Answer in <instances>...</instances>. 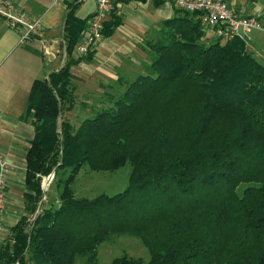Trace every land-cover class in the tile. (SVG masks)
Returning a JSON list of instances; mask_svg holds the SVG:
<instances>
[{
  "label": "trees",
  "instance_id": "1",
  "mask_svg": "<svg viewBox=\"0 0 264 264\" xmlns=\"http://www.w3.org/2000/svg\"><path fill=\"white\" fill-rule=\"evenodd\" d=\"M78 5L66 6L64 66L28 93L35 134L23 196L33 219L11 227L0 264H101L97 247L120 234L139 238L149 259L121 255L110 264H264V66L241 38L206 41L200 12L175 8L146 42L145 73L78 127L64 118L58 125L73 107L70 66L82 59L70 58L88 18L75 15ZM119 24L112 15L103 36ZM126 163L123 191L74 194L84 165L113 171ZM52 170L58 205L37 212Z\"/></svg>",
  "mask_w": 264,
  "mask_h": 264
},
{
  "label": "crops",
  "instance_id": "2",
  "mask_svg": "<svg viewBox=\"0 0 264 264\" xmlns=\"http://www.w3.org/2000/svg\"><path fill=\"white\" fill-rule=\"evenodd\" d=\"M14 1L25 8L29 15L42 18L43 28L30 39L20 43L19 30L11 27L0 16V149L9 163V170L5 175V212L2 215V227L5 231L0 249L7 243L11 245L14 242L11 227L21 216H27L29 221L33 219V215L24 209L23 194L26 190V153L34 137L35 128L31 122L32 118H25L24 112L32 82L35 79H47L51 72L58 71L65 64L66 6L77 2ZM90 1L94 2L93 7L83 16L76 14L75 10L77 17H88L94 11L96 2ZM251 2L253 0H235L229 2V7L241 15H262L261 10L264 7L255 8ZM78 3V6H81L84 1ZM111 4L113 9L107 20L112 15L120 18V24L114 28L113 33L104 37L93 48L90 59L87 58V53L80 55L75 49L70 56L72 59H82L70 66L73 107L65 110L61 119L68 120L75 128L84 118L93 116L104 105H109L113 96L125 89L128 81L145 73L151 60L146 42L156 33L151 36L144 35L142 31L145 32L147 26L156 20L155 12L158 9L160 18L166 16L164 19L172 17L175 9L173 5L164 2L154 5L152 0H111ZM205 30L206 41L216 38L212 29ZM130 39L136 41L132 43ZM141 42H144V45ZM42 183L43 181L41 187ZM43 192V199L46 201L47 185ZM58 200L56 201L59 202ZM43 202L41 206H51L48 201L45 204Z\"/></svg>",
  "mask_w": 264,
  "mask_h": 264
},
{
  "label": "built area",
  "instance_id": "3",
  "mask_svg": "<svg viewBox=\"0 0 264 264\" xmlns=\"http://www.w3.org/2000/svg\"><path fill=\"white\" fill-rule=\"evenodd\" d=\"M64 0H55L62 3ZM82 2L85 0H76ZM175 8L187 12H200L201 22L205 28L212 29L216 36L230 39L234 36L241 38L248 45L250 41L249 33L253 29L264 30L260 15H244L235 13L229 2L235 0H162ZM96 7L88 16L86 26L82 31L76 45L75 51L84 55L93 49L103 38V26L108 15L112 12L111 0H95ZM0 16L7 23L19 30V42L22 43L32 37L43 28V20L40 17L29 15L14 0H0ZM46 53H49L45 50ZM9 170V163L0 149V244L5 231L2 227V215L5 212V175ZM46 177L42 178V186L48 184ZM39 208L37 209L38 212ZM12 242V235L10 237ZM13 264H19L15 261Z\"/></svg>",
  "mask_w": 264,
  "mask_h": 264
},
{
  "label": "rangeland",
  "instance_id": "4",
  "mask_svg": "<svg viewBox=\"0 0 264 264\" xmlns=\"http://www.w3.org/2000/svg\"><path fill=\"white\" fill-rule=\"evenodd\" d=\"M93 4V1H84V3L81 6H78L76 9V14L79 13L80 16L85 15L87 11L93 7ZM251 5L255 8L264 7V0L253 1L251 2ZM261 12L264 14V8H262ZM263 14L260 15V21L264 26ZM164 17L166 16H162V18H160L159 9L155 12L156 20L147 26L148 28L145 32L144 30L142 31L144 35L148 34L152 36L153 33H156L153 38L150 37L147 40H155L159 37L160 28L162 26V20ZM249 36L250 41L248 45L245 44L246 49L251 52L253 56L264 66V30L253 29L249 33ZM130 40L132 43L136 41L135 39ZM141 43L144 45V42ZM107 106L109 105H104L102 108ZM130 169L131 166L129 163H126L124 166L113 171L91 170L87 165H84L77 174L73 183L75 195L78 197L92 198L101 193L113 195L115 193L121 192L127 185ZM57 178L58 176L53 175L51 181L47 184L46 201H48V205L51 206L58 205V202L56 201L58 200L59 193ZM239 190H241V187H239ZM42 200L45 204L46 201L43 198ZM121 255L140 257L145 263L149 259V252L147 248L142 244L139 238L131 234L112 235L108 240L102 242L97 247V260L101 264H110L113 258ZM74 264H84V260L77 258Z\"/></svg>",
  "mask_w": 264,
  "mask_h": 264
},
{
  "label": "water",
  "instance_id": "5",
  "mask_svg": "<svg viewBox=\"0 0 264 264\" xmlns=\"http://www.w3.org/2000/svg\"><path fill=\"white\" fill-rule=\"evenodd\" d=\"M60 119H61V113H59V116H58V125H59V122H60ZM54 175V170H52V172L46 177V180H49L50 178H52ZM43 190L45 191V188L44 186H42ZM45 198V197H44ZM42 206L39 207V210L38 212H40Z\"/></svg>",
  "mask_w": 264,
  "mask_h": 264
}]
</instances>
